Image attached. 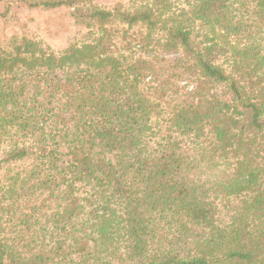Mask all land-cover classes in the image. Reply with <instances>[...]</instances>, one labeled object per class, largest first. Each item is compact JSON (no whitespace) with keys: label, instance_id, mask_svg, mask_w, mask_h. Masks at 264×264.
<instances>
[{"label":"trees","instance_id":"obj_1","mask_svg":"<svg viewBox=\"0 0 264 264\" xmlns=\"http://www.w3.org/2000/svg\"><path fill=\"white\" fill-rule=\"evenodd\" d=\"M0 2V264H264V0Z\"/></svg>","mask_w":264,"mask_h":264},{"label":"rangeland","instance_id":"obj_2","mask_svg":"<svg viewBox=\"0 0 264 264\" xmlns=\"http://www.w3.org/2000/svg\"><path fill=\"white\" fill-rule=\"evenodd\" d=\"M117 0H95L103 7H111ZM3 3L0 2V42L11 36H28L52 52L58 53L68 46L80 42L85 31L76 26L67 15L66 11L42 12L29 10L24 5L18 4L11 9L8 15L3 16ZM228 210L235 205L226 204ZM223 212L227 214L225 207Z\"/></svg>","mask_w":264,"mask_h":264}]
</instances>
